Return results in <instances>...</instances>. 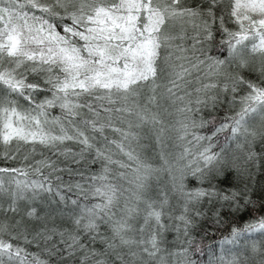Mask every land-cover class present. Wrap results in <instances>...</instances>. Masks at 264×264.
I'll use <instances>...</instances> for the list:
<instances>
[{"label":"snow or ice","instance_id":"1","mask_svg":"<svg viewBox=\"0 0 264 264\" xmlns=\"http://www.w3.org/2000/svg\"><path fill=\"white\" fill-rule=\"evenodd\" d=\"M189 28L194 33L191 56L183 45ZM217 32L223 59L197 48L213 41ZM202 65L207 67L204 78L216 79L195 88L203 96L193 101L188 78ZM244 71L258 75L249 79ZM222 95L229 110L219 123L215 117L195 118L203 108L222 103ZM161 101L182 105L176 109L184 116L178 121L179 139L191 136V147L177 158L188 162L179 177L173 176L174 191L183 200L175 217L165 212L166 193L159 201L145 194L153 172L171 174L173 166L162 155V167L154 169L132 146L140 139L137 130L145 127L160 142L165 131ZM57 108L60 115H52ZM208 127L210 135L195 131ZM107 131L118 138L110 139ZM225 132L240 150L257 136L264 139V0H203L196 7L185 0H0V159L14 161L25 152L24 166L0 167V197L10 201L7 208L0 204V212L17 214L18 202L29 193L33 199L51 193L73 206L71 228L45 227L31 239L22 220L0 221V264H48L25 246L38 238L51 241L54 235L63 248L53 244L48 254L73 257L79 252L80 264H110L109 258L111 264H164L159 254L160 237L169 227L166 216L188 236L194 224L188 213L203 198L219 197L240 207V193L187 190L185 184L189 175L203 183L228 163L224 148L213 150L214 138ZM69 141L79 151L61 147ZM203 141L208 143L201 150ZM37 145L76 165L91 156L100 170L87 176L78 172L83 183L65 184L60 173L72 169L60 167L51 156L41 152V159L28 163ZM117 154L126 160L114 159ZM246 158L252 160L254 153L249 150ZM25 215L40 218L34 207ZM251 233L264 234V216L233 227L231 239L222 243ZM98 240L102 251L91 246ZM253 251H258L255 245ZM220 264L240 262L221 255Z\"/></svg>","mask_w":264,"mask_h":264},{"label":"trees","instance_id":"2","mask_svg":"<svg viewBox=\"0 0 264 264\" xmlns=\"http://www.w3.org/2000/svg\"><path fill=\"white\" fill-rule=\"evenodd\" d=\"M185 3L187 6L196 7L201 5L203 0H185ZM193 35L194 33L189 28L187 37L183 41L184 47L189 49V56L192 55L191 46L193 41L191 37ZM219 39L220 34L217 32L215 33V39L213 41L204 42L203 45H197V48L203 47L208 54L213 57L225 58L226 52L220 50L218 44ZM177 43H180V41H177ZM196 55H200L199 51L196 52ZM206 72V65H202L199 72H193L192 76L188 78L191 80V84L188 85L186 90L192 92L191 99L193 101H195L197 95L203 96V94H197L194 91L195 88L200 87L203 83H208L216 79L215 77H208L205 79ZM244 73L251 75V73L254 72L244 71ZM197 77L200 78L199 82L197 81ZM256 77L248 76L249 79L253 80L256 79ZM221 99L223 101L222 103H218L215 108H212L211 106L203 108L201 112L195 115V118L199 120L203 117L205 120H209L215 117L217 123H219L229 110L227 99L224 98L223 95L221 96ZM21 103H23V101H21ZM161 104L165 131L161 136L160 142L157 141V133L149 127H145L142 130H137L140 132V139L138 143H134L132 146L140 155L141 160L145 163L151 164L154 169H160L162 167V155L167 158L173 166L171 174L165 170L153 172L147 180L145 194L148 198L159 201L162 198V194L166 193L169 198V204L166 206L165 212L170 213L175 217L178 216L182 210L183 200L179 194L174 191L173 176L179 177V169H183L184 165L188 162L187 159L178 162L177 158L180 153L183 152L185 146L191 147V145L187 144V140H190L191 136L189 135L186 140L183 141L179 139L181 133L177 131L179 129L178 121L184 119V116L174 109L178 105H171L170 102L166 101H161ZM192 106L196 107L194 103ZM164 108H167L168 112H163ZM52 115H60V110L58 108L52 110ZM177 117L182 119H177ZM173 118H175V120ZM195 131L201 135H210L212 129L211 127H208L195 129ZM105 134L108 135L110 139L118 138L110 131H107ZM228 135L227 132L219 134L213 141L216 145L213 149L214 151H219L221 148L225 149V157L228 163L223 165L219 171L210 175L203 183L197 178L189 175L185 180V184L187 190L195 188H214L217 192L223 194H230L232 192L240 193L241 195L237 198L240 207L237 209L234 202L223 201L219 197L211 199L207 197L203 198L199 204L192 206L194 210L188 213L189 217L194 221L193 226L189 229L188 236L184 235L182 227L179 232L176 230L175 225L179 223L178 221L175 219L168 220L166 216L164 222L169 225V227L160 237L161 252L164 256L166 255L165 264H205V262H208V259L210 258L209 256L215 255L216 251L220 249L219 246L225 238L231 239L230 234L233 227L242 228L250 220H254L259 216H264V139L257 136L249 147L240 150L236 148L234 141L228 140ZM257 138L260 142H257ZM207 143V141L201 142V146H199L201 147V150L202 146H206ZM229 144L231 149L226 153ZM61 147H67L71 148L73 151H79V145L71 141L66 142L65 145H62ZM249 150L254 153V158L252 160H247L246 158V154ZM193 151L195 152V149H193ZM41 152L44 153L45 156H51L52 159L57 161L60 167L72 169L71 174H69L67 170L60 173L63 177V183L65 184L76 182L83 183L81 177L77 174L78 172H83L85 176H87L100 170V163L97 162L96 164H92L91 156H88L86 162L82 161L81 164L76 165L72 163L71 159L65 160L63 157L53 156L48 149L42 148L39 145H37L36 155L33 158H30L28 163H33L34 160L41 159ZM24 154L25 152L22 149L18 158L14 161L0 159V167L24 166L22 161ZM190 158L191 157H189V159ZM114 159L126 160V157L117 154L114 156ZM113 167L115 168V166ZM119 171L124 170L119 169ZM129 178H132L131 173L129 174ZM122 183L125 184V187L129 186L126 182ZM65 195L70 199L77 198L75 192H65ZM245 197H247L251 203L245 205ZM9 202L10 201L6 195L0 197V204H3L5 208H7ZM33 207L37 210L38 217L40 218L29 219L25 215V213ZM18 208L19 212L17 214L0 212V221L14 223L16 220H22V229H27L30 239L45 227L48 229L55 227L60 230L71 228V212L73 206L70 203L67 205L60 203L58 197L51 193H40L34 199L31 197V193H29L28 199L18 202ZM196 210L201 212L202 215L195 216L194 213ZM217 213L219 214L218 216ZM48 218L53 219L52 223H47ZM217 221H219V223ZM101 231L107 234L105 229H102ZM53 239L46 242L43 239L38 238L33 244L26 245L25 247H27L29 252L37 253L42 257V253L38 249L47 252V249L52 248V243L63 248V245L59 244V236L54 235ZM242 239L246 240L247 234L239 237L235 243H241ZM189 240H191V243L188 242ZM235 243L231 245L229 244L228 248L226 245L225 249H230V252H232ZM91 246L101 251L104 248V245L100 243L99 240ZM185 248L188 249L186 253L183 252ZM244 251L246 252L247 250L242 249L240 253H244ZM257 252V255L260 257L264 255V244L259 246ZM81 255V253L77 252L75 256L67 257L66 253H58L53 255L52 258L44 256L42 258L47 260L48 264H80ZM109 262L111 264L112 258H109ZM242 264L247 263L243 261ZM250 264H256L255 258L251 260Z\"/></svg>","mask_w":264,"mask_h":264},{"label":"rangeland","instance_id":"3","mask_svg":"<svg viewBox=\"0 0 264 264\" xmlns=\"http://www.w3.org/2000/svg\"><path fill=\"white\" fill-rule=\"evenodd\" d=\"M223 58L224 57H222L221 59H223ZM258 67H259V65L257 64V68ZM248 72H254V73H251V75H249L248 73H244L246 78H248V76L256 77V75H258V72H256V71H248ZM177 105L178 106H176L174 109H177L178 107L181 106L179 103ZM173 119L175 120V118H173ZM177 119H182V118L177 117ZM257 142H260V140L258 138H257ZM228 147L229 148H227L226 153L231 149L230 144L228 145ZM52 220H53L52 218H48L47 223H50V222L52 223ZM53 241H54V239H53ZM239 243L238 244L235 243V246H233L234 250H232V252H230V249H225L226 245H227V248L229 247L228 246L229 244H224L221 242V244L219 246L220 249L218 251H216L215 255L209 256L210 258L208 259V262H205V264H212V263L213 264H220L221 255H224L227 259H231L233 256H236V257H238L240 264H242L243 261L246 262L247 264H250L251 260H253V258H255L256 264H261V261L264 260V257H263L264 255L262 257L257 255L258 252L253 251V245H255L256 248L258 249L260 245L264 244V234H261V233L247 234V239L246 240L242 239L241 243L240 244ZM53 244L54 243H52V245ZM232 244H234V243H232ZM240 245H242V246H240ZM242 249H246L247 251L246 252L244 251V253L243 252L240 253L242 251ZM38 250L41 251L42 257L44 256V257L52 258V256H53V255H51V257H50V255L47 252H44V250H41V249H38ZM228 252H230V253H228ZM159 255L164 257V264H165L166 263L165 262V259H166L165 256L166 255L164 256L162 252Z\"/></svg>","mask_w":264,"mask_h":264}]
</instances>
